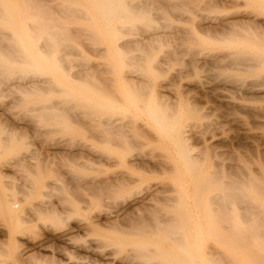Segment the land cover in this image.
I'll list each match as a JSON object with an SVG mask.
<instances>
[{
  "label": "bare ground",
  "instance_id": "1",
  "mask_svg": "<svg viewBox=\"0 0 264 264\" xmlns=\"http://www.w3.org/2000/svg\"><path fill=\"white\" fill-rule=\"evenodd\" d=\"M239 1L162 0L159 4L164 6L156 7L157 1L154 5L151 0H0V264H88L91 256L96 257L93 264H102L103 258L120 264H192L183 226L186 219L178 212L204 210L209 216L212 210H238L232 202H241L242 196H259L263 202H254L256 207L248 201L255 210L247 208L237 224L225 219L229 223L222 227H238L237 237L231 235L222 251H208V264H264V187L247 172L246 180H220L219 160L209 159L200 149L194 151L188 137L202 139L203 130L220 122L212 118L202 127L199 105L162 93L177 78L186 77L184 73L162 77L158 83L143 77L146 67L157 77L163 75L178 53L169 51L154 59L153 45L187 32L193 35L189 45L200 36L224 40L232 30L245 27L252 36L263 34V2H241L242 8L213 18L204 14ZM45 20L52 25L40 27ZM62 36L82 39L88 59L68 66L65 55L75 49L71 42L54 51L47 49L49 42ZM17 37L19 44L27 45L42 39L36 45L39 54L5 43ZM251 40L256 42L255 37ZM206 52L189 59L186 72L214 66L224 58L222 53ZM108 54L109 61H91L92 56ZM254 56L244 58L246 66L264 63V54ZM41 62L56 68L67 81L55 82L35 72ZM20 66L29 69L9 76ZM121 82L132 87L134 96L140 95L137 100L153 95L154 104L138 103L132 109ZM213 88L201 81L191 89L213 94ZM151 141L174 155L164 154L165 159L163 152L146 149ZM133 168L187 178L172 185L148 180ZM83 169L90 172L83 174ZM98 170L106 175L94 173ZM80 189L88 195L79 196ZM161 196L162 205L156 200ZM101 198L115 203L103 209ZM139 210L152 212L146 216ZM94 226L114 230L113 240L101 244L100 237L82 240ZM160 235L163 241L158 242ZM54 241L62 246L53 247ZM152 241L160 247L153 248ZM174 246L181 250L178 256Z\"/></svg>",
  "mask_w": 264,
  "mask_h": 264
},
{
  "label": "rangeland",
  "instance_id": "2",
  "mask_svg": "<svg viewBox=\"0 0 264 264\" xmlns=\"http://www.w3.org/2000/svg\"><path fill=\"white\" fill-rule=\"evenodd\" d=\"M151 1H154L153 2L154 5H155V2L157 1L156 7L160 5L159 3H162L161 2L162 0H159L160 2L158 0H151ZM250 1L251 0H242V1H239L237 5L234 3H233L234 5H232V3L228 5L224 4L225 6H218L216 8L214 7L213 10L210 9L211 11L207 10L205 13L204 12L203 13L204 14L207 13V15L209 14L208 16L213 18L214 15L215 16L223 15L224 12L228 14V11L230 12L231 10L240 9L242 8L241 5L243 2L249 3ZM252 1H255L257 3L258 2L264 3V0H252ZM161 5L159 7H161ZM163 6L164 5H162V7ZM209 20H212V19H209ZM47 21L45 20L44 23H42L40 27L43 28V27H46V25L49 26L51 21L49 20L48 23H45ZM55 23H53V25ZM174 23L181 24L184 27L186 26V28L189 27V24L187 23H183V22L180 23L176 21ZM59 24L61 25V22H59ZM62 24H67V23L64 22ZM1 25L5 26V24L2 22H1ZM246 28L247 27H245L244 29L239 28V29L232 30V32H230V35L228 36L226 35L224 40L210 41L206 38V36H200L196 40V42L192 40L191 44L189 45V40L192 39L193 35L191 32H187V34L185 33L187 36L185 35L182 36L184 37V39L180 37L177 39L175 38L174 40L169 39L167 42L161 45L154 44L153 47L156 49V51L154 49L155 51V54L153 57L154 59L162 57V55H164L165 52H169V51L176 52L177 51L178 53H177V56L174 57V59L172 60L170 66L167 67V70L165 69L166 72L163 75L161 74V76L158 75L157 77L154 74H151L150 70H147L148 68L145 66L146 68L144 69L145 72H144L143 77L144 78L147 77L146 78L147 80H152L158 83L160 80L165 78V76L168 77L171 74L172 75L176 74L178 73V71L182 72V74L184 73L186 77L181 78V79L177 78L178 80L177 79L175 80L176 81L175 84L169 87L170 89L169 88L164 89V92L162 93L165 94L166 97L168 98L169 97H171V99L180 98L181 101L186 102V103L187 101L188 103L189 101L190 103L194 101L195 103L193 102V104H196L197 107L199 105L200 106L199 109L201 113L203 114V116L201 115L202 117L199 120L201 121V124L205 120L208 121V120H213V119L220 122L218 124L219 127L218 125L214 126L216 127V129L214 127H210L212 129L207 128L203 130L202 131L203 133L202 132L200 133V137H202V139L201 138L199 139L198 137L195 138V136L193 135L190 138L188 137V142L195 149L194 151H197L200 149L203 151V154L206 157H209V159L219 160V163L221 164L218 165V169L222 170V171L220 170V175L222 174L221 178H219L220 180L224 181L227 178L229 179V177L235 181H240V180L242 181V179L246 180L245 173L247 172V173L252 174L254 177H256L257 180H259V183L264 187V63H256L254 66L249 67L245 65L246 60L244 59V58H248L249 56L252 59L255 57L254 55L264 54V33L263 34L260 33L261 34L260 36H254V35L252 36V34H250L248 31L250 30V28L248 29ZM238 30L239 32L241 31L240 32L241 34L240 33L236 34ZM234 31H236V33ZM66 37H69V36H66ZM66 37H64L65 39L63 38V36L62 38H58V40L54 39L57 41V42L55 41L54 43L49 42L50 45L49 46L47 45V49L50 51H54L58 49L59 47H62L63 45L65 46L67 45V43L71 42V44L75 46V49H72L69 52V54L65 55V58H67L66 60L68 62L67 65L68 66L75 65V64H78L79 62L81 63L82 60L85 62V60L88 59V54L85 52V50L80 45V43L82 44L81 42L82 39L80 40V38L78 37H77L78 39H76V37H74L75 39L73 37H71V39L70 37L67 39ZM253 37H255L256 42L251 40V38ZM187 39L188 41H186ZM41 41L42 39H39V41L37 39V40H33L32 42L28 43L29 45L24 44V43L19 44L20 38L17 37V38H13V40L7 39V41L5 40V43L6 42L7 43L9 42L8 44L13 43L14 45L22 48L24 51L31 52L32 55L35 56L39 54V51L36 45L38 42H41ZM174 41H176L177 43ZM175 46L178 48L177 49L173 48ZM191 46H194V48L193 47L191 48ZM204 50L205 52L207 51L206 53L209 55H215V54L220 55V53H222V55H224V58H221L222 61L221 59L218 60L219 62L217 61L216 64H214V66L208 65V68L207 66L206 67L199 66L200 68L198 67H197L198 69L195 68L196 71L188 69L189 73L188 71L186 72L187 67H188L186 64H188L191 60H194L193 58H197L196 56H200L199 54H201L202 52L204 53ZM210 52L212 54H210ZM229 53H232V54H229ZM244 53L247 56L243 58ZM158 55H161V56L157 57ZM234 56L236 58L235 60L239 59L237 60L238 62H236L233 59ZM107 57L111 58V54H108L106 56H102V55L92 56L91 61L92 62L109 61L110 58L108 60ZM229 57H231L232 59H230ZM237 57H242L243 59L237 58ZM234 61L237 64H234L235 63ZM239 63H243V64H239ZM27 68L29 69V67L20 66L18 68L19 71L10 72L9 76L11 73L21 74L23 72L22 69L25 70ZM73 68H76V66H73ZM34 71L38 73L42 72V73L49 75L50 78L55 82L67 81L66 78L61 76V74L58 72L56 68L52 67L50 64H47L46 62L38 63ZM6 76H8V74ZM201 81L202 82L208 81L211 84V86L214 87L213 94L205 93V92L199 94L198 91L197 93L196 90H192L194 84L197 82H201ZM120 86H121V90L123 91L126 104L132 107V109L134 108V106L136 107L138 103L146 107V106H150L151 104H154V101L156 100V97H154L151 94L143 95L142 96L143 98L141 97V99L137 100L140 97V95L134 96V94H132V90L130 89L132 88L130 85L128 88V84H124L121 82ZM185 88H187L189 91L186 90ZM140 100H141V103H140ZM143 119L146 121V116H144ZM203 125L204 124H202L201 126L204 127ZM35 140H36L35 142L36 145H38L39 141L37 139ZM166 145L168 149L171 148V145L169 143H166ZM158 146L160 148H158ZM161 147L163 148V145L160 142L151 141L150 144L146 146V149L151 150L155 154H157L156 152H158V154L160 152V155L162 154L161 152H163V155L168 154L167 156L169 158L170 156L174 155V153L171 150L168 151L167 149H164V148L162 149ZM165 156L166 155H164L163 158H165ZM165 159H168V158H165ZM111 171L112 170L109 169V172ZM89 172L90 171L86 169L81 170V173L83 174H86ZM132 172L140 173L141 175L146 177L148 180H152V181L162 180L172 185H174V183L175 185L176 184L178 185V182L181 177L187 178V176L184 174L181 177L177 175L175 176V174H172V173L170 174L169 173L167 174H156V173L147 174L141 170H137L134 168ZM94 173L100 174V175H106V172L103 170H98V171H95ZM80 190H78L80 193L78 194L79 196L86 197L88 195V194L83 195V193H86V192H84L83 190L81 191ZM81 192H82V195H81ZM246 197L242 196L243 199L241 202H237V203L232 202L233 206L235 205L236 208H240V209L238 210H223V209L212 210L210 213V215L212 214L211 216L210 215L208 216L204 210H183L182 213L181 211L178 212L179 214L183 215V217H185L186 219V222L183 226L185 228L184 233L187 234L188 236L187 237L188 250L190 249L188 252L189 254H191L190 257L192 258V264H208V257H209V255L207 254L208 251H214V252L216 250L222 251L227 245V243L230 242L231 239H233L231 235L236 236L238 234V233L236 234V230L238 227H235L236 230H232V229L229 230L225 228L226 231L224 230V227H222L223 225L227 226V223L229 222L226 220H228V218L232 219L235 222V224H237L238 220L240 219V215H242L243 212L247 211L248 210L247 208H251L249 210H255L251 206V205L256 206L255 205L256 203L254 202H257V203L263 202V200L259 196H253V197L246 196ZM156 198H157L156 200L158 201L157 203L160 205H162L165 202V199H163L162 196L156 197ZM101 199H103V200H100L101 202L103 201L102 203L104 205L101 206L103 209H107L109 205L112 206L115 203L114 200H112V198H110L111 200L108 198H101ZM106 201H108L109 203ZM248 201L250 202L251 205L248 203ZM241 207L242 208L245 207L246 210H241ZM156 211H159V210H156ZM140 212L141 213L144 212V215L147 216L148 214L152 212V210L150 211L144 210ZM153 212H155V210ZM160 212H165V211L160 210ZM214 218L216 219L214 220ZM210 221L213 222V224L210 223ZM221 228L223 229V231ZM215 231L217 232L215 233ZM228 231H230V233ZM92 232L89 234H83L82 240L83 239L89 240V238L93 239L94 237H97V238L100 237V239L101 238L102 239L99 240V244H101L100 241H103V243H107L109 241H112L115 236L114 230L109 229V228H104L103 226H94ZM213 233H215L216 235ZM146 235L149 238L153 237L152 234L150 233H147ZM216 236H217V239L215 238ZM158 240H159L158 242L163 241V237L160 235L158 237ZM158 242L153 243L152 241L151 246L153 248H159L160 246H158L157 244ZM59 244L60 242H57V241H54L52 243L53 247L55 248H58V247L60 248V246H62V244H60V246ZM174 251L177 254V256L181 253V250L179 249V247H176V246H174ZM92 258L95 259L96 257L91 256L90 258H88L90 259L88 260L89 262L87 261L88 264L95 263V261H93L94 259L92 260ZM101 260L100 262H102V264H120L118 261H114L109 258H103Z\"/></svg>",
  "mask_w": 264,
  "mask_h": 264
}]
</instances>
